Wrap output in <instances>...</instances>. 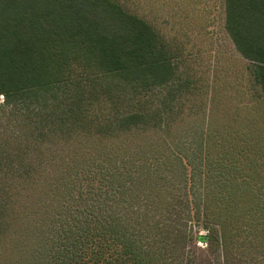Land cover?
<instances>
[{"label": "trees", "instance_id": "1", "mask_svg": "<svg viewBox=\"0 0 264 264\" xmlns=\"http://www.w3.org/2000/svg\"><path fill=\"white\" fill-rule=\"evenodd\" d=\"M225 12L252 65L247 126L237 116L221 132L210 123L197 148L164 142L116 156L94 137L165 119L122 111L174 86L164 39L118 0H0V264H166L191 235L224 253L264 246V0H225ZM46 139L81 144L51 171L21 160ZM38 176L47 200L23 211L15 192Z\"/></svg>", "mask_w": 264, "mask_h": 264}, {"label": "rangeland", "instance_id": "2", "mask_svg": "<svg viewBox=\"0 0 264 264\" xmlns=\"http://www.w3.org/2000/svg\"><path fill=\"white\" fill-rule=\"evenodd\" d=\"M118 1L128 11L152 24L164 39L167 50L172 54L177 77L172 89L166 93L141 96L136 107L122 108L127 112L134 109L150 111L153 115L162 111L165 118L162 123L155 119L139 129L115 131L101 140L96 135L93 148L110 149L116 156L135 148L158 147L164 142L182 149L197 148L210 123L221 132L240 116V125L247 126L257 108L251 100L255 91L252 88V65L242 57L226 31L225 0ZM0 98L2 103L4 99ZM5 123L0 121V141L7 132ZM26 140L31 141L29 137ZM80 144L81 140H42L36 146L25 145L28 154L22 153L21 160L44 162L42 166L51 171L52 165L49 164L62 162L61 157L71 155V150ZM45 180L44 176H38L35 182L27 183L25 189L15 192L23 211L40 201L38 208L43 206L47 200L44 197ZM9 193L13 195L11 189ZM199 195L197 186L194 196ZM193 230L199 235L207 234L202 228ZM16 254V261L23 263L31 258L28 251ZM165 263L264 264V246L249 241L235 242L224 253L218 244L196 242L191 235L188 242L175 240L171 256Z\"/></svg>", "mask_w": 264, "mask_h": 264}, {"label": "water", "instance_id": "3", "mask_svg": "<svg viewBox=\"0 0 264 264\" xmlns=\"http://www.w3.org/2000/svg\"><path fill=\"white\" fill-rule=\"evenodd\" d=\"M1 99V98H0Z\"/></svg>", "mask_w": 264, "mask_h": 264}]
</instances>
